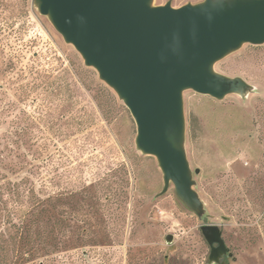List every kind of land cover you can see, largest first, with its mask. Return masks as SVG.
Here are the masks:
<instances>
[{
	"label": "rangeland",
	"instance_id": "374dc122",
	"mask_svg": "<svg viewBox=\"0 0 264 264\" xmlns=\"http://www.w3.org/2000/svg\"><path fill=\"white\" fill-rule=\"evenodd\" d=\"M166 1L202 0L152 4ZM214 70L251 88L222 99L183 91L198 215L172 183L162 192L155 157L135 146L128 108L34 0H0V133L27 125L30 179L43 195L61 194L71 241L29 264H264V43L242 44ZM204 217L227 247L217 259L200 230Z\"/></svg>",
	"mask_w": 264,
	"mask_h": 264
},
{
	"label": "water",
	"instance_id": "95a60500",
	"mask_svg": "<svg viewBox=\"0 0 264 264\" xmlns=\"http://www.w3.org/2000/svg\"><path fill=\"white\" fill-rule=\"evenodd\" d=\"M34 2L128 108L136 125L135 146L155 157L162 192L172 183L177 197L201 215L203 203L184 149L183 91L222 99L250 90L242 77L219 73L214 64L244 43H264V0L179 6L152 0ZM200 230L211 259L227 251L217 224L204 217Z\"/></svg>",
	"mask_w": 264,
	"mask_h": 264
},
{
	"label": "trees",
	"instance_id": "16d2710c",
	"mask_svg": "<svg viewBox=\"0 0 264 264\" xmlns=\"http://www.w3.org/2000/svg\"><path fill=\"white\" fill-rule=\"evenodd\" d=\"M26 128L0 133V264H29L71 248L61 228V194L43 195L30 179Z\"/></svg>",
	"mask_w": 264,
	"mask_h": 264
}]
</instances>
